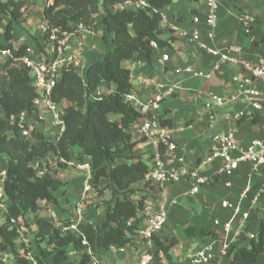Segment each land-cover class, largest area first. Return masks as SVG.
<instances>
[{"label": "crops", "instance_id": "crops-1", "mask_svg": "<svg viewBox=\"0 0 264 264\" xmlns=\"http://www.w3.org/2000/svg\"><path fill=\"white\" fill-rule=\"evenodd\" d=\"M219 1V22L213 41L206 40L209 31L206 0H173L170 5L159 10L163 18L161 39L168 42L167 45L155 49L150 64H140L132 60L123 62V66L131 72L132 90L142 100L154 97L158 92V84L177 86L174 96L160 103L158 112L160 118L168 122L164 127L169 130L172 141L177 145L175 155L183 158L190 168H197L205 175H212L219 166L217 163L205 162L204 158L213 146L215 138L228 128L226 116L246 110L243 100L217 108L211 97L231 95L236 89L234 79L245 77L246 73L238 65L231 63H220L219 70L213 72L219 60L202 50L196 42L183 37L181 33L199 31L202 40L210 47L225 49L231 45L238 46L240 53H236L237 57L252 62L264 61V43L261 42L264 37V0ZM47 4V0H28L26 11L29 9L31 13L27 16L25 11L24 18L14 24L13 46L19 47L21 43L27 45L31 56H39L42 51L41 25L44 22V9ZM240 14L251 15L257 19L250 35L244 34L239 24L237 16ZM174 27L178 30H173ZM112 37L111 34L107 37L109 45ZM103 40L104 37L86 40L87 63L101 59L109 49H104ZM164 55H168L169 60L162 66L160 60ZM187 67L195 72L211 73V77L209 79L192 77L182 72ZM113 90V86L103 82L99 93L110 94ZM60 106L67 109L73 105L68 101H62ZM212 115L215 116L213 121L210 120ZM40 119V123L35 122V127L50 140H55V131L49 124L48 117H40ZM110 119L114 121L119 117L113 115ZM235 130L238 144L242 148H247L252 140L264 137V117L245 116L237 121ZM130 132L132 141L136 145L132 150L125 152L124 158L117 163L136 162L142 159L150 166L151 146L142 138L136 125ZM72 152L81 162L93 167L90 158L80 155L82 151L79 148H75ZM2 166L7 168L5 160ZM54 172L53 177L62 182L63 187L53 193L56 204L40 203L38 215L43 216L44 209L50 208L63 220L81 205L82 224L102 225L106 219L107 209L114 200L113 198L109 203L104 201L111 197L110 193L112 194L109 180L100 179L87 199L82 201L83 179L80 173L75 168H58ZM227 182L231 183L230 187L226 186ZM249 182L252 190L243 202V210L250 216L242 238L238 242V248L248 247L251 240L257 238L258 221L264 217V195L256 205L252 203L257 189L264 184V169L258 174H252L250 165L244 163L232 176H223L214 183L203 186L197 194L192 193V185L188 180L144 188L147 201L157 205L167 200L169 215L165 228L153 237L152 243L143 242L136 249L125 254H110L105 250H97L99 259L128 264L133 263L149 250L154 253L155 264H191L189 256L204 246L215 243L217 248L220 247L225 232L222 226L216 227L214 221L219 220L224 223L232 216L229 210L221 207V203L237 202ZM134 188L139 193L143 190V185H136ZM97 189L104 191L97 194ZM171 201H176V205H171ZM25 227L27 229L25 238L28 239L34 253L39 255L38 247L34 244L38 227L33 214L28 215ZM158 242L165 246L172 245L165 253L159 250ZM41 247L46 248L47 245L42 244ZM217 264H229V262L219 259ZM256 264H264V253Z\"/></svg>", "mask_w": 264, "mask_h": 264}, {"label": "trees", "instance_id": "trees-1", "mask_svg": "<svg viewBox=\"0 0 264 264\" xmlns=\"http://www.w3.org/2000/svg\"><path fill=\"white\" fill-rule=\"evenodd\" d=\"M27 1L0 0V22L5 17L9 20L5 31L7 44H0V51L11 50L15 58L24 57L28 50L25 44L15 50L12 45L14 24L24 18ZM47 1L44 21L51 28L68 30L72 23L79 22L93 25L96 18H100L103 37L110 34L113 37L104 56L88 63L82 75L73 68L63 70L53 90L52 100L56 103L68 101L73 106L65 110V130L58 141L50 140L37 127L33 128L32 140L19 135L17 124L8 119L27 113L31 120L39 122L41 119L35 107L38 95L28 69L11 59L0 62V170L4 168L7 171L4 191L9 201V217L22 218L26 222L28 215H34L38 227L34 239L39 255L31 246L29 250L40 264H90L89 248L108 250L112 246H131L139 228V213L144 207L146 195L138 201H131L128 197L138 193L134 186L141 184L143 190L149 186L145 181L149 166L142 159L117 163L124 158L125 152L136 145L130 130L140 119V113L133 105L124 102V95L130 93L133 86L131 72L123 66V62L132 60L150 64L155 53L152 43L158 47L167 45L168 42L161 39V14L149 12L163 9L173 0H148L150 7L137 12H114L113 8L138 0ZM261 42L264 43V37ZM103 82L114 87L112 93H99ZM98 94L100 100H90L91 96ZM113 115L119 119L111 120ZM160 122L162 126L168 124L166 120ZM75 148L82 151L81 156L91 159L95 172L94 186L100 179L107 178L115 195L102 225H79V231L89 246L83 245L79 234L70 232L62 236L53 223L38 215L41 202L57 203L53 193L59 191L63 183L51 175L37 177L30 167L35 159H43L57 151L69 159ZM4 160L7 168L2 166ZM130 221L131 225L128 224ZM258 228L257 238L251 240L248 247L238 248L229 264L257 263L264 253V217L258 221ZM17 238L16 227L9 220L0 223V253L12 254L13 264H28L19 251ZM42 244L47 247L42 248ZM157 244L159 250L165 253L172 245ZM73 250L80 254L78 262L70 260L69 252Z\"/></svg>", "mask_w": 264, "mask_h": 264}, {"label": "built area", "instance_id": "built-area-1", "mask_svg": "<svg viewBox=\"0 0 264 264\" xmlns=\"http://www.w3.org/2000/svg\"><path fill=\"white\" fill-rule=\"evenodd\" d=\"M208 10L207 24L209 31L206 35L207 41H213L216 36V28L219 22V0H206ZM150 7L148 0L127 1L114 6L113 11H141ZM150 14H161L158 9H152ZM162 17V15H161ZM237 19L241 28L246 35H250L253 25L257 19L251 15H238ZM163 20V18H162ZM100 18H96L93 25H86L82 22L72 23L70 29L62 30L61 28H51L47 22L41 25L43 35L42 51L39 56H31L28 48L27 53L22 58H15L11 50L0 51V62H6L11 59L29 70L33 79L36 93L38 95L35 101V107L38 109L39 117H48V122L55 131V139L58 141L65 130L64 114L65 108L52 100V93L57 83L62 77L64 69L73 68L80 75L85 71L88 63L85 61L86 40L88 38H102L104 30L99 28ZM177 31V28H173ZM181 35L191 41L196 42L199 47L216 57L219 63L213 68L217 72L220 63H231L238 65L246 73L245 77L235 78V91L227 97L212 96L214 106L221 108L228 104H233L241 100L244 101L246 110L237 114L226 116L227 129L225 132L215 138L214 144L204 158L205 162L217 163L219 166L212 175L201 174L197 168H190L183 158L177 157L175 151L177 145L172 141L169 130L162 126L160 114L158 112L160 103L169 97L174 96L177 91L176 85H157V94L147 100H142L133 90L124 95V102L133 105L140 113V119L136 124L142 138L148 142L152 148L151 165L149 173L146 176V182L149 186L164 185L167 183H177L181 180H188L192 185V193L197 194L205 185L214 183L223 176H232L239 167L248 163L251 167L252 174H258L264 169V137L254 139L247 148H242L237 141L235 125L237 121L245 116L264 117V61L252 62L236 56L240 53L238 46H228L225 49H215L210 47L206 41H203L199 31H183ZM13 45V44H12ZM22 45V43H21ZM152 46L157 49L156 43ZM14 50L18 47H14ZM6 61H1V58ZM169 60L168 55L162 56L160 64L163 66ZM143 64V62H138ZM183 73L192 75L195 78L209 79L211 73L195 72L192 68L187 67L182 70ZM145 81V80H144ZM99 94L91 96L90 100H100ZM215 116H210L214 120ZM11 123L17 124L19 135L26 139L32 140V131L35 127V121L29 118L27 113H20L11 116L8 119ZM34 141V140H33ZM31 169L37 177L46 175L54 176V171L58 168H75L83 179L82 201L87 199L88 194L94 188L95 172L93 167L84 164L78 159V156L72 154L71 158L64 157L59 151L51 153L43 159H35L30 164ZM7 179V171L0 170V223L8 220L10 224L16 227L18 234L17 246L21 255L28 261V264H40L38 258L29 250L30 243L25 238L27 232L25 221L22 218L9 217V201L5 195L4 185ZM227 187L231 186L230 182L226 183ZM148 190V188H147ZM252 190L251 183L243 189L237 202L223 201L221 207L232 213L229 221L221 223L219 220L214 221L216 227L222 226L225 237L219 248L215 243H210L197 252L189 256L191 264H217L219 259L227 262L233 259L234 253L238 250V242L242 238L243 231L246 228L250 214L243 210V202L248 198ZM146 191L143 190L128 198L131 201H138ZM264 195V184L260 186L252 198L253 205L260 201ZM171 205H176V201H171ZM168 203L167 200L161 201L155 205L145 200L144 207L139 213L140 223L131 246L118 247L112 246L107 251L110 254H125L128 251L136 249L141 243H152L153 237L162 232L168 220ZM42 218L53 223L62 236L68 233H76L82 236L79 231V225L83 220V209L78 206L74 213L66 219H60L59 215L53 209H44ZM238 222L236 223V221ZM129 225L132 224L130 221ZM84 246H89L88 241L82 236ZM24 245V248L22 247ZM90 255V264H119L109 260H100L97 250L88 249ZM70 260L78 262L80 254L75 250L69 252ZM14 257L10 253H0V262L3 264H13ZM128 264H155L154 253L148 252L140 255L133 263Z\"/></svg>", "mask_w": 264, "mask_h": 264}, {"label": "rangeland", "instance_id": "rangeland-1", "mask_svg": "<svg viewBox=\"0 0 264 264\" xmlns=\"http://www.w3.org/2000/svg\"><path fill=\"white\" fill-rule=\"evenodd\" d=\"M27 16L31 13V11L28 9L27 11ZM8 18L7 17H5V18H3V20H2V22H0V44H7V42H6V39H5V31H6V27H7V24H8ZM103 44H104V49L105 50H107L109 47H110V45H109V40L107 39V37H104V40H103ZM104 55H102V57H103ZM101 57V58H102ZM1 61H6V58H4V57H2L1 58ZM42 122V121H41ZM39 123H40V121H39ZM41 126V125H40ZM121 157H123V156H121ZM110 166H112V165H110ZM98 188V187H97ZM104 191V190H103ZM103 191H101V190H98L97 189V194H98V192H103ZM112 191V190H111ZM138 191V190H137ZM136 191V192H137ZM110 192V191H109ZM104 194V193H103ZM104 196H106L105 194H104ZM110 198H108L107 200H104L106 203H109V202H111L112 201V199L115 197V195H114V192L112 191V194L110 193ZM34 244H35V246H36V242H34ZM1 264H3V263H1Z\"/></svg>", "mask_w": 264, "mask_h": 264}]
</instances>
